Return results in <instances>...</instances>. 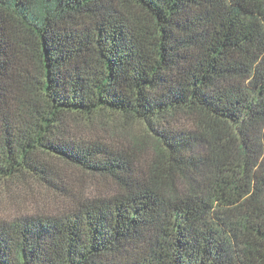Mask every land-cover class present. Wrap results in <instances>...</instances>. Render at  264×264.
Returning a JSON list of instances; mask_svg holds the SVG:
<instances>
[{
	"label": "trees",
	"instance_id": "trees-1",
	"mask_svg": "<svg viewBox=\"0 0 264 264\" xmlns=\"http://www.w3.org/2000/svg\"><path fill=\"white\" fill-rule=\"evenodd\" d=\"M116 116L146 137L74 126ZM29 181L55 212L10 200L0 264H264V0H0V190Z\"/></svg>",
	"mask_w": 264,
	"mask_h": 264
},
{
	"label": "rangeland",
	"instance_id": "rangeland-1",
	"mask_svg": "<svg viewBox=\"0 0 264 264\" xmlns=\"http://www.w3.org/2000/svg\"><path fill=\"white\" fill-rule=\"evenodd\" d=\"M74 126L84 137H89V135L94 134H100L107 138L111 136L120 139H123L124 135L129 138L146 137V131L143 125L133 121L126 122L119 116L109 119L103 117L102 120H94L92 124L80 121L79 124H74ZM67 171L74 179L79 177L86 181L90 179L89 175L77 169L73 170L68 168ZM107 184L106 181L102 182L103 186ZM41 191H44L42 187L33 181H29V183L24 184V186L18 187L12 185V188L6 187L5 190H0V217L9 219L13 216L14 211L7 206L10 204V200L17 209L24 212L32 213V211L35 210H42L47 214L51 211L55 212L52 207V195L46 196L47 198H45V201H38L39 196L42 194ZM34 198H36V203L33 204Z\"/></svg>",
	"mask_w": 264,
	"mask_h": 264
}]
</instances>
